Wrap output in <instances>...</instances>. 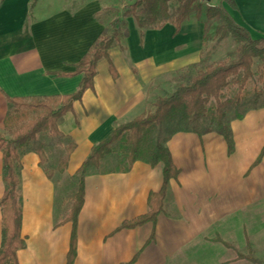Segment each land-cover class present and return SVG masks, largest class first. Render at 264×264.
Returning <instances> with one entry per match:
<instances>
[{
    "label": "crops",
    "instance_id": "crops-1",
    "mask_svg": "<svg viewBox=\"0 0 264 264\" xmlns=\"http://www.w3.org/2000/svg\"><path fill=\"white\" fill-rule=\"evenodd\" d=\"M235 2L237 9L224 4L234 20L253 38H264V0ZM102 10L99 0H0V132H5L9 97L32 99L77 91L82 74L57 73H73L76 63L107 29L100 17ZM188 19L178 34L170 25L166 37L172 35L170 40L178 42L179 35L188 33ZM126 22L129 35L121 36L108 50L117 78L108 59L101 58L93 87L58 121L64 136L39 133L15 161L23 205L22 233L27 237L25 248L17 253L19 264H67L72 223L62 221L77 191V171L92 147L117 125L151 110L163 96L158 92L166 84V74L200 60L202 23H195L202 26L195 48L165 61L160 57L168 49L163 34L169 24L146 30L141 43L134 17ZM229 127L231 150L217 130L203 134L180 131L166 140L180 173L170 180L155 224L116 231L125 220L147 212L149 194L163 184L161 163L153 166L139 158L129 168H117L120 158L113 151L98 166H90L85 174L74 264H197L213 251L216 237L225 241L221 232L233 218L248 222L249 213L262 212L264 156L253 164L264 147V104L231 119ZM71 142L76 148L61 173L60 157ZM40 145L47 157L44 164L37 151ZM4 191L0 148V198ZM243 228L247 232L246 223ZM153 230L155 238L150 241ZM1 241L0 208V246Z\"/></svg>",
    "mask_w": 264,
    "mask_h": 264
},
{
    "label": "trees",
    "instance_id": "trees-1",
    "mask_svg": "<svg viewBox=\"0 0 264 264\" xmlns=\"http://www.w3.org/2000/svg\"><path fill=\"white\" fill-rule=\"evenodd\" d=\"M172 0H134L124 8L125 16L134 17L140 30L141 43L146 30L161 29L167 23L175 26V34L181 31L183 23L195 13L197 18L202 14L201 5L196 0H177L179 5L176 15L170 16V2ZM224 3L231 8L237 9L235 0H220L218 4H212L207 9L206 15L209 20H219L216 25L215 35L217 40L222 41L229 36L233 37L237 46L233 58L220 60L206 64L198 69L195 74L181 75L183 82L178 83L174 89L163 96H159L151 110L121 123L113 132L95 144L90 155L83 161L77 171L78 187L75 192L69 215L62 221L72 223L70 249L67 255V264H74L77 257V228L78 217L85 201V174L90 166H98L103 158L115 151L113 145L116 142L130 146L128 167L139 158L146 159L151 165L158 163L163 167V184L159 191H153L148 196V210L135 218L125 220L116 231L125 228H135L148 222L156 223L158 215L163 210L164 200L168 191L170 180L177 178L180 169L175 165L171 152L166 145V140L180 131H197L200 134L217 130L222 133L231 146V130L224 109L228 106L238 107L245 98V89L248 82L254 77V64L257 59L264 62V38L255 39L249 30L237 23L230 15ZM110 26L95 40L87 53L76 63L73 73L59 72L61 76H73L82 74L77 91L67 95H52L45 97L8 98L9 109L4 121L5 132H0V148L3 150V175L5 191L0 198L2 210V241L0 246V264H19L18 251L26 246L27 237L22 233L23 205L22 196L18 190L19 176L15 167V161L19 160L25 147L36 140L41 132H49L52 136L63 137L64 134L58 127L59 119L71 111L73 104L83 98L85 91L92 88L97 74V63L101 58H107L110 71L114 78L118 73L109 57V48L120 39L127 37L129 30L122 33L126 20L114 18ZM238 85V91L234 97L222 100L224 90L231 84ZM212 100L216 105L210 108ZM264 104V103H263ZM247 111V110H246ZM30 112H37L36 117L28 119ZM245 113V112H244ZM243 113V114H244ZM209 114L217 116L215 127L196 128L194 124ZM243 114H237L235 118ZM166 126L168 135L161 139V131ZM157 133L155 136L154 134ZM8 133L11 137H6ZM76 144L71 142L66 146V152L60 157L58 170L63 173L69 165L72 152ZM41 158V164L47 161L44 146L37 148ZM264 156V147L254 162L259 164ZM49 176L50 170H46ZM155 238V230L152 231L150 241ZM216 241L225 246H234L220 237ZM248 246H251L248 240ZM238 258H248L254 264H264L252 251L249 254H239Z\"/></svg>",
    "mask_w": 264,
    "mask_h": 264
},
{
    "label": "rangeland",
    "instance_id": "rangeland-1",
    "mask_svg": "<svg viewBox=\"0 0 264 264\" xmlns=\"http://www.w3.org/2000/svg\"><path fill=\"white\" fill-rule=\"evenodd\" d=\"M103 4V10L101 12L102 18H104L105 23L107 24V31L111 32L112 28L110 26L111 21L119 17L120 19L126 20L129 16H125L123 14L124 8L129 6L134 0H99ZM220 0H214L211 4L202 3L200 0H196V4L201 5L202 14L200 18H197L195 13L190 15L188 19V23L186 25L187 34H181L175 39L178 42H172L170 40L171 37H166V35L170 32V25L174 26L171 23L166 25L163 36L168 38L167 40V52L163 53L160 59L167 61L173 55L183 54L188 51L191 52L193 47L198 44V34L202 29L200 24H196V22L202 23L204 26V31L202 35V45H201V57L200 60L196 63L187 65L182 69L175 71L173 73L166 74L163 79L166 84H164L163 89H160L158 93L161 95H166L170 93L174 87L184 81V78L181 75L186 74H195L198 69L202 68L206 64L215 63L220 60H229L233 58L234 52L236 49V42L233 37L229 36L228 38L219 41L215 35L216 25L220 22L219 20H209L207 18L206 12L210 5L218 4ZM226 4V3H224ZM179 5L177 0H172L170 2V16L173 18L176 15V10ZM175 27V26H174ZM192 28V30H190ZM128 29L127 26H124L122 29V33ZM185 43H189L185 48L180 49V45ZM179 46V47H178ZM178 47V48H176ZM164 62V61H163ZM254 77L248 82L245 89V98L242 103L236 108L232 106H228L224 109L228 118H235L237 114H243L246 110L255 108L260 104L264 103V62L257 59L254 64ZM238 91L237 84H231L224 90L222 100L228 97H234ZM165 92V93H164ZM215 101L212 100L210 104V108H215ZM37 112H30L28 114V119L24 122H28L29 120L36 117ZM217 124V116L213 114H209L207 118L201 119L200 121L194 124L196 128H205V127H215ZM158 132L154 135L156 136ZM168 132L166 126L161 131V139L167 137ZM115 151L119 155L120 161L117 164V168H124L128 166V156L130 153V146L124 145V143H117L115 147ZM249 221L245 222L240 221L238 218L231 221L230 227H227V230L224 231V234L221 232L222 238L225 241L230 242L234 248H230L225 246L223 243L216 241L215 246L209 253L208 258H200L197 261V264H254L248 258H238V255L249 254L250 251L253 254L263 261L264 263V207L262 212L257 213H249ZM246 223L247 232H245V228L242 229L244 224ZM221 238V237H220ZM248 240L251 243V246H248ZM214 256V260H213ZM236 257V258H235ZM237 259V260H236Z\"/></svg>",
    "mask_w": 264,
    "mask_h": 264
},
{
    "label": "water",
    "instance_id": "water-1",
    "mask_svg": "<svg viewBox=\"0 0 264 264\" xmlns=\"http://www.w3.org/2000/svg\"><path fill=\"white\" fill-rule=\"evenodd\" d=\"M202 3L211 4L214 0H200Z\"/></svg>",
    "mask_w": 264,
    "mask_h": 264
}]
</instances>
